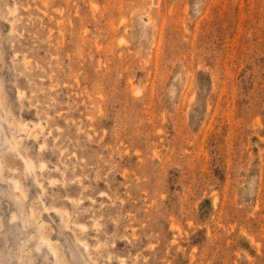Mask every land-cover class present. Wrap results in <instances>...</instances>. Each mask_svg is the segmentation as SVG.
Instances as JSON below:
<instances>
[{"label":"rangeland","instance_id":"1","mask_svg":"<svg viewBox=\"0 0 264 264\" xmlns=\"http://www.w3.org/2000/svg\"><path fill=\"white\" fill-rule=\"evenodd\" d=\"M0 264H264V0H0Z\"/></svg>","mask_w":264,"mask_h":264},{"label":"bare ground","instance_id":"2","mask_svg":"<svg viewBox=\"0 0 264 264\" xmlns=\"http://www.w3.org/2000/svg\"><path fill=\"white\" fill-rule=\"evenodd\" d=\"M44 240H45V242H46V243H48V245L50 244V243H49V241H48V239H47V240H46V239H44ZM43 243H44V241H43Z\"/></svg>","mask_w":264,"mask_h":264}]
</instances>
